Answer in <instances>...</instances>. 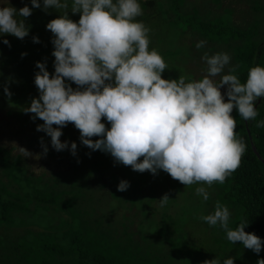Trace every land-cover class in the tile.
Instances as JSON below:
<instances>
[{
    "label": "clouds",
    "instance_id": "obj_1",
    "mask_svg": "<svg viewBox=\"0 0 264 264\" xmlns=\"http://www.w3.org/2000/svg\"><path fill=\"white\" fill-rule=\"evenodd\" d=\"M30 3L43 10H64L45 25L53 34L54 71L50 76L45 64L36 62L39 71L34 74V84L39 95L24 108L34 114L30 119L43 121L36 130L50 137L54 150L67 147L75 155L76 143L59 139L61 128L71 122L88 148L109 153L115 161L136 171L155 174L160 169L185 186L198 184L194 192L206 201L209 193L205 185L223 183L238 167L245 151L243 139L234 132L236 120L230 113L235 107L240 118L255 119L258 113L254 102L264 97V66L249 67L241 82L235 68L229 66L227 52H205L201 60L206 67L199 79L186 80L183 75L165 79L161 76L167 68L163 57L155 48H149L150 29L135 19L142 14L139 0ZM66 10L79 12V19L71 20ZM31 11L28 5L16 9L8 0H0V35L25 37L28 27L22 17ZM32 40L38 42V37ZM2 42L8 44L7 39ZM204 44L199 40L195 47ZM66 80L78 87H70ZM222 85L226 86L223 95ZM4 91L10 94L7 87ZM255 126L264 127V119L255 120ZM94 135L99 138L90 139ZM41 147L46 153L43 143ZM18 149L23 157L31 155L23 147ZM127 187L125 180L116 186L117 191ZM168 200L165 194L156 201L163 207ZM229 216L228 207L216 202L213 210L199 219L223 229L229 242L239 241L259 253L261 238L244 231L248 220L242 219L232 228ZM202 264H233V258L215 257ZM256 264H264V259L258 258Z\"/></svg>",
    "mask_w": 264,
    "mask_h": 264
},
{
    "label": "rangeland",
    "instance_id": "obj_2",
    "mask_svg": "<svg viewBox=\"0 0 264 264\" xmlns=\"http://www.w3.org/2000/svg\"><path fill=\"white\" fill-rule=\"evenodd\" d=\"M8 3L16 9L28 5L32 11L29 16L22 17L28 27L25 37L0 35V144L18 154L24 167L33 175L54 182L60 189L72 185V189L80 194V187H85L87 190L82 191L83 196L79 195L84 202V218L91 227L100 229L101 241L127 245L134 258L133 264H202L205 259L218 257L222 260L227 256L233 258V264H249L252 256L250 249L239 241L229 242L223 229L209 226L199 219L211 212L216 204L212 186L205 185L209 193L205 201L194 192L198 184L185 186L163 170L158 169L155 174L148 170L140 172L117 161L106 170L104 166L98 167L101 170L96 173H93L94 167L89 172L93 164L86 163L83 168L87 170H80L79 174L90 173L88 186L87 179H78L73 183V171L83 157L89 155L98 159L102 151L83 145L79 130L71 122L61 128L59 139L75 142V155L67 147L54 150L50 137L42 130H36V125L43 121L40 118L30 119L34 114L24 111L31 99L39 95L34 84V74L39 71L36 62L44 63L50 76L54 71L51 54L53 34L45 25L64 10L52 7L43 10L42 7H33L30 0H8ZM261 3L264 0H183L180 11H174L170 0H155L153 5L141 7L142 14L135 19L150 29L149 48H155L167 65L161 73L162 78L176 79L183 75L186 80L199 79L206 67L201 60L203 53L227 52L229 66L232 65L231 54L224 46L205 41L193 33L187 27L184 16L196 13L204 20L222 19L240 28L255 24L257 37L261 38L264 36V14L255 11ZM66 11L71 20L79 19V12ZM33 36L38 37V42H33ZM4 39L8 40L7 45L2 42ZM199 40L205 41V44L198 49L195 43ZM227 69L228 66L225 71ZM66 83L72 88L78 87L72 81L66 80ZM5 87L10 94H5ZM225 87L222 85L220 88L222 95ZM101 122L109 127L103 117ZM97 138L95 135L90 137L92 140ZM41 143L47 148L46 153ZM18 147L25 148L31 155L23 157ZM121 180L127 181L128 187L117 191L116 186ZM165 194L169 200L160 207L156 200ZM56 211L54 209L52 218L59 225L65 215L61 216ZM229 212V227L234 228V214L231 209Z\"/></svg>",
    "mask_w": 264,
    "mask_h": 264
},
{
    "label": "trees",
    "instance_id": "obj_3",
    "mask_svg": "<svg viewBox=\"0 0 264 264\" xmlns=\"http://www.w3.org/2000/svg\"><path fill=\"white\" fill-rule=\"evenodd\" d=\"M182 2L170 0L172 9L180 11ZM139 3L146 7L155 0ZM255 11L264 14V3ZM184 17L187 27L198 37L230 51L231 66L241 82L246 79L249 67L264 66V36L257 37L255 24L240 28L222 19L204 20L196 13ZM253 106L258 114L249 120L240 118L235 107L232 109L231 115L236 120L234 132L243 139L245 151L238 167L224 182L211 185L214 199L232 210L235 223L248 220L244 231L262 240L259 253L251 250L249 264L264 259V127L255 126V120L264 119V97H257ZM86 163H92L89 172L94 167L96 173L101 170L98 167L104 166L106 170L116 161L106 152L98 159L85 155L73 171V183L87 179L88 186L90 173L79 174L80 170H87L83 168ZM80 188V194L72 185L60 189L54 182L33 175L18 154L0 144V264H133L134 258L126 244L125 247L117 242L101 241L100 229L91 227L84 218V202L79 195L83 196L82 191L87 189ZM54 209L65 215L59 225L52 218Z\"/></svg>",
    "mask_w": 264,
    "mask_h": 264
}]
</instances>
